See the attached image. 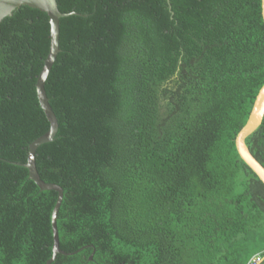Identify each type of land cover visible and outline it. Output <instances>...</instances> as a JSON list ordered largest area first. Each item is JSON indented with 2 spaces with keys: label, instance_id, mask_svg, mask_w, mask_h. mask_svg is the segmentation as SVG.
Masks as SVG:
<instances>
[{
  "label": "trees",
  "instance_id": "16d2710c",
  "mask_svg": "<svg viewBox=\"0 0 264 264\" xmlns=\"http://www.w3.org/2000/svg\"><path fill=\"white\" fill-rule=\"evenodd\" d=\"M36 152L63 190L51 264H264V184L235 139L264 84L261 0H56ZM49 16L0 22V264H47L58 192ZM246 144L264 166V118Z\"/></svg>",
  "mask_w": 264,
  "mask_h": 264
},
{
  "label": "water",
  "instance_id": "95a60500",
  "mask_svg": "<svg viewBox=\"0 0 264 264\" xmlns=\"http://www.w3.org/2000/svg\"><path fill=\"white\" fill-rule=\"evenodd\" d=\"M23 6L38 9L49 16L51 25V45L49 54L44 62V66L38 77L36 83L37 95L40 105L50 123V129L41 137L37 138L29 145L28 159L24 167L29 172V178L33 180L41 190H54L58 192L57 202L55 204L52 214V230H53V256L47 264H51L58 254L67 255L59 246V236L57 229V214L63 199V190L55 184L45 183L41 180L36 169V152L38 148L44 144L50 143L58 130L57 118L49 104V100L45 93V81L50 73V70L59 53V33H60V19L68 15L59 11L56 0H0V22L7 17H10L13 12ZM262 18L264 21V0H261ZM264 118V84L259 90L249 118L244 127L238 133L235 139L236 150L240 158L245 164L258 176L260 181L264 184V166L252 155L246 144V138L249 137L261 125Z\"/></svg>",
  "mask_w": 264,
  "mask_h": 264
},
{
  "label": "built area",
  "instance_id": "2783aa9c",
  "mask_svg": "<svg viewBox=\"0 0 264 264\" xmlns=\"http://www.w3.org/2000/svg\"><path fill=\"white\" fill-rule=\"evenodd\" d=\"M261 261H262L261 255L256 254V255L251 257V259L248 261L247 264H260Z\"/></svg>",
  "mask_w": 264,
  "mask_h": 264
}]
</instances>
